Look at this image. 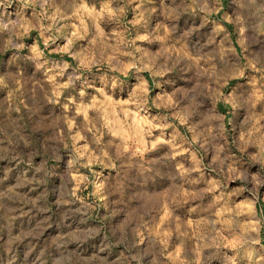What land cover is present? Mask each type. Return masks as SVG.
I'll return each instance as SVG.
<instances>
[{"label": "rangeland", "instance_id": "obj_1", "mask_svg": "<svg viewBox=\"0 0 264 264\" xmlns=\"http://www.w3.org/2000/svg\"><path fill=\"white\" fill-rule=\"evenodd\" d=\"M0 264H264V0H0Z\"/></svg>", "mask_w": 264, "mask_h": 264}]
</instances>
